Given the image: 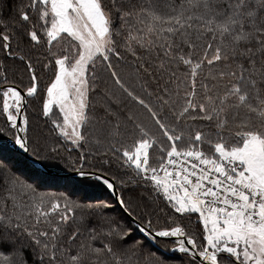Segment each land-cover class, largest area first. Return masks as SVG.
Returning <instances> with one entry per match:
<instances>
[{
    "label": "snow or ice",
    "instance_id": "snow-or-ice-1",
    "mask_svg": "<svg viewBox=\"0 0 264 264\" xmlns=\"http://www.w3.org/2000/svg\"><path fill=\"white\" fill-rule=\"evenodd\" d=\"M12 11L0 16V49L24 65L29 84L10 83L0 63V138L36 162L65 161L80 181L116 196L129 220L109 215L108 202L42 192L0 158V264H170L166 253L185 264H264V0H27ZM25 45L46 47L54 78L44 90ZM122 52L155 90L143 81L141 95L117 72ZM98 64L147 114L128 116L130 132L112 108L122 102L114 93L104 92L95 115ZM33 101L67 157L30 134ZM99 123L108 125V168L84 151ZM113 160L126 179L108 170ZM118 183L150 187L149 200L173 216H195L199 236L178 223L154 227L151 212L117 195Z\"/></svg>",
    "mask_w": 264,
    "mask_h": 264
},
{
    "label": "trees",
    "instance_id": "trees-1",
    "mask_svg": "<svg viewBox=\"0 0 264 264\" xmlns=\"http://www.w3.org/2000/svg\"><path fill=\"white\" fill-rule=\"evenodd\" d=\"M22 2H27V0H0V16L4 19H9L14 16L15 13L12 11V6L14 4H20ZM162 2V0H161ZM13 45L15 46V41H13ZM25 51L28 52L27 45L24 46ZM46 47L39 46L28 52L31 56L34 67L37 68V73L40 76V88L42 90L46 89L47 84L51 79L54 78L53 71L47 68H44V64L48 63L46 59ZM202 51V50H201ZM124 56L123 60L117 61L113 59V65L115 66L117 72L124 78V80L130 85L135 87L137 93L143 95L140 90L139 84L143 81H148L149 90H155L156 84L151 81V79L142 75V80H138L134 74V66L132 64V58L129 57L126 53L122 52ZM0 63L4 65L7 69L8 81L15 82L19 87H26L29 84V74L24 68V65L18 61L10 58H6L5 53L2 49H0ZM133 74V76H131ZM132 81H130V77ZM98 83L100 93H102V101L104 97V92L114 93L116 96L120 97L123 105L120 109L128 108L130 110V106L140 108L126 96H124L117 85L114 84L110 72L107 68L98 67L97 72ZM5 86L0 83V87ZM119 93V94H118ZM99 94H96L98 96ZM148 99V97H145ZM107 101V97L105 98ZM95 103V102H94ZM103 104L105 102H102ZM95 104V115L101 116L103 111ZM115 104H113L114 106ZM117 108L118 111H121ZM116 110V108H115ZM30 122L32 124V132L31 135L37 136L40 141V146L42 149L52 146L56 144L60 147L61 153L63 156L67 157L68 152L65 151V147L63 146L64 142L57 140L56 133L51 130V125L46 122L45 118L40 115V105L35 101L32 102L31 107L27 109ZM111 119V117H109ZM3 121L0 119V124ZM104 123L100 125L94 124L88 130V137L90 143L85 146L84 151L88 152L91 150L93 153H96L92 157V163L97 164V166H103L108 168L107 164H103L105 159L111 158V153H109L108 157H104L101 153L104 152L106 147L108 146V142H104L101 145H96L95 138L92 137V133L97 131L98 128ZM125 141V138H124ZM125 143V142H124ZM131 145V144H130ZM70 147V146H69ZM205 150H207V146H205ZM99 151H102L99 153ZM77 157V152H72V159ZM0 158L8 161L10 167L16 171L18 175H20L23 179H26L30 182L28 178H26V174L22 176L23 173L27 171L30 172L31 175L35 177V184L39 187L40 191L47 192L51 194H65L70 196L71 199L77 202H85V203H99L104 202L103 197L105 196V200H114V197L108 190L104 189L102 186L97 185L94 181L83 182L80 181V178L71 179V178H63L53 175H48L41 172L34 164H32L25 156L20 153L15 152L14 148H12L11 141L7 138H0ZM46 168L52 170L56 173H65V174H74L67 167L66 163L63 160L57 159L55 161H40ZM111 173H114L116 176L126 179V170L119 166V163L115 160L112 161L111 167L108 169ZM22 171V173H21ZM71 188V189H69ZM117 190L119 195H123L124 199L129 202L132 208L137 209V211L141 209H147L152 214L153 224L156 228H165L174 226V223H178L182 226H185L189 232H194L197 236H199V227L195 223V216L190 219L186 217L173 216L166 208L165 203L161 200L159 203H156L154 200H149L150 196L154 197V193L152 192L150 187H145L142 184L139 185H131L120 188L119 183L117 184ZM101 191V192H100ZM117 207L113 206L109 212V215L115 217L121 223H127L129 218L122 212L120 206L115 202ZM114 205V203H113ZM163 209V211H162ZM76 225L73 224L71 228H74ZM71 228L69 231H71ZM137 238L140 237V233H135ZM151 249L155 250L157 247L153 245H149ZM32 257H29V264H32Z\"/></svg>",
    "mask_w": 264,
    "mask_h": 264
},
{
    "label": "rangeland",
    "instance_id": "rangeland-1",
    "mask_svg": "<svg viewBox=\"0 0 264 264\" xmlns=\"http://www.w3.org/2000/svg\"><path fill=\"white\" fill-rule=\"evenodd\" d=\"M105 67L104 65L102 64H98L97 66V69H96V72H98V67ZM106 68V67H105ZM131 76H133V74H131ZM132 78H135L134 77H130V81H132ZM101 89V88H100ZM96 94H99L98 96H96ZM102 93L100 92H97V93H92V103L93 105L95 104H98L97 106L101 109V111H103V108L101 107V105L103 104L102 102H107L105 100L106 97H104L103 101H102ZM119 94V93H118ZM95 102V103H94ZM122 103H124L122 101ZM122 103L118 104V105H112V108L114 111L118 112L121 116V119L122 121L124 122V124L127 125L128 127V132L131 131L132 127H133V124L131 121H129L127 118L129 115H132L134 116L136 119L138 120H146L147 119V114L145 113V111L142 109V108H136V107H133L132 105L130 106V110H128V108H124V109H120L121 106L123 105ZM116 108V110H115ZM117 108H119L121 111H118ZM101 123L97 124V125H100ZM107 132H108V125L106 124H102L97 131H94L92 133V137L93 138H96L97 136H99L104 142H108L109 143V140L107 139ZM128 132H125V144L129 145L132 144L133 142V137L130 136L128 134ZM102 151H99V153H101ZM45 166V165H44ZM22 173V171H21ZM26 174V175H25ZM26 176V178H28L30 180V182L34 183L35 182V177L33 175L30 174V172H26V173H23L22 176ZM24 176V177H25ZM35 184V183H34ZM71 189V188H69ZM101 192V191H100ZM110 193V192H109ZM112 194V193H111ZM119 194V193H118ZM103 201L104 202H108L110 204H112V206H115L117 207V205L115 204L116 202V199L112 198V200L108 201V200H105V196L103 197ZM114 203V205H113ZM117 203V202H116ZM169 244H171V242H169ZM153 246L157 247L156 244H152ZM151 248V247H150ZM165 255H168V256H171V260H170V264H185V259L183 257H181V255L179 253H176V254H171V253H166Z\"/></svg>",
    "mask_w": 264,
    "mask_h": 264
},
{
    "label": "water",
    "instance_id": "water-1",
    "mask_svg": "<svg viewBox=\"0 0 264 264\" xmlns=\"http://www.w3.org/2000/svg\"><path fill=\"white\" fill-rule=\"evenodd\" d=\"M14 150H15V152L20 153L23 156H25L32 164H34L41 172H43L45 174L58 176V177H63V178H71V179L79 178L78 176L75 175V173L74 174H65V173L53 172L52 170L46 168L41 162H36L31 156L26 155V154H24L22 152H19V150H17V149H14ZM116 191H117V195H119L118 194V190H116ZM113 197L116 199V196H113ZM116 202H117V199H116Z\"/></svg>",
    "mask_w": 264,
    "mask_h": 264
}]
</instances>
